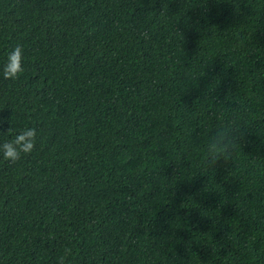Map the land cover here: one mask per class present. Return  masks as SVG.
Listing matches in <instances>:
<instances>
[{"label": "trees", "instance_id": "obj_1", "mask_svg": "<svg viewBox=\"0 0 264 264\" xmlns=\"http://www.w3.org/2000/svg\"><path fill=\"white\" fill-rule=\"evenodd\" d=\"M16 45L0 264H264V0H0Z\"/></svg>", "mask_w": 264, "mask_h": 264}, {"label": "clouds", "instance_id": "obj_2", "mask_svg": "<svg viewBox=\"0 0 264 264\" xmlns=\"http://www.w3.org/2000/svg\"><path fill=\"white\" fill-rule=\"evenodd\" d=\"M22 59H23V48L21 45H16L8 54L6 63L3 65L2 69H0V73H2L4 79H14L18 77V75L23 71L22 67ZM35 129L28 128L22 133H18L15 137V140L5 143L2 146V155L6 161H10L15 163L19 158L20 154L23 152L25 154L31 153L35 146ZM26 138H30L27 139ZM214 149L210 150L208 153L209 163L214 165L219 156L224 154L225 162L230 158L231 154L227 152V146L224 144H216L213 142ZM213 146L210 145V149ZM70 250L65 249V254H67ZM65 256L59 257V264H64Z\"/></svg>", "mask_w": 264, "mask_h": 264}]
</instances>
